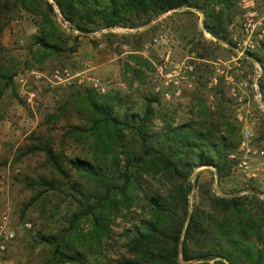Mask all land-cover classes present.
I'll use <instances>...</instances> for the list:
<instances>
[{"label":"rangeland","instance_id":"1","mask_svg":"<svg viewBox=\"0 0 264 264\" xmlns=\"http://www.w3.org/2000/svg\"><path fill=\"white\" fill-rule=\"evenodd\" d=\"M193 2L196 7L147 15L112 30L93 27L87 33L73 28L55 6L50 19L60 50L46 54L36 38L40 18L16 0H0V196L12 201L15 231L0 264H77L55 262L54 248L41 235L63 237L62 245L73 244L72 251L85 255L86 264H116L127 255L128 230L148 216L141 197L115 216L108 240L99 245L86 235V219L76 227L81 236L68 232V219L81 206L73 183L84 192L94 184L66 162L93 155L84 138L67 134L73 126L87 125L88 89L115 94L121 111L128 113H143L145 99L155 96L159 101L152 107L172 125L207 120L235 144L230 154L234 165L220 181L205 166L188 177L189 210L204 202L200 191L206 189L216 195L253 191L264 197V75L250 54L258 51L264 36V0ZM205 24H215L219 37ZM91 76L101 82L103 92L88 83ZM25 91L32 93L31 101ZM154 122L168 123L159 117ZM40 143L52 146L67 178L55 172L44 151H32ZM242 162L257 168L258 176L248 177Z\"/></svg>","mask_w":264,"mask_h":264},{"label":"trees","instance_id":"2","mask_svg":"<svg viewBox=\"0 0 264 264\" xmlns=\"http://www.w3.org/2000/svg\"><path fill=\"white\" fill-rule=\"evenodd\" d=\"M16 3L40 18L41 34L36 38L46 54L60 50V38L50 19L55 6L64 20L82 33L182 6L196 7L193 0H16ZM46 26L50 31L46 32ZM205 28L219 37L215 24H205ZM250 54L259 61L264 75V36L258 51ZM88 90L87 125L73 126L67 134L84 138L93 155L68 158L66 162L94 184L84 192L73 183V190L81 194V206L68 219V232L81 236L83 233L76 231V227L86 219L90 226L86 235L99 245L108 240L115 216L142 197L148 216L128 230L127 255L116 264H264V197L259 193L216 195L209 189L201 190L204 202L195 203L189 210L191 185L187 179L195 168L211 167L219 181L231 172L234 160L230 154L235 144L227 135L217 134L219 129L208 126L207 120L172 125L164 113L152 107L159 101L155 96L145 99L143 113H128L127 109L121 111L115 94ZM157 117L168 122L167 125L158 126L154 122ZM34 150L44 151L55 172L61 178L68 177L49 143H40ZM154 180L156 185L151 184ZM43 183L53 186L49 181ZM163 189L166 191L162 192ZM40 240L54 248L55 262L87 263L85 255L72 251L73 244L62 245L63 237L41 235Z\"/></svg>","mask_w":264,"mask_h":264},{"label":"built area","instance_id":"3","mask_svg":"<svg viewBox=\"0 0 264 264\" xmlns=\"http://www.w3.org/2000/svg\"><path fill=\"white\" fill-rule=\"evenodd\" d=\"M247 28L251 26L250 21L246 23ZM103 31L112 30V27L103 28ZM88 83L98 91H104V88L101 85V82L96 77H88ZM27 96V100L31 101L32 93L25 91ZM263 154V151L261 152ZM245 165V162L240 163V166ZM245 168L248 170L246 171V175L248 177H256L258 176V169L251 168L245 165ZM11 210H12V201L7 196H0V255L5 251V244L7 241L11 240L15 236V231L11 226Z\"/></svg>","mask_w":264,"mask_h":264},{"label":"water","instance_id":"4","mask_svg":"<svg viewBox=\"0 0 264 264\" xmlns=\"http://www.w3.org/2000/svg\"><path fill=\"white\" fill-rule=\"evenodd\" d=\"M59 9V8H58ZM60 11V10H59ZM61 13V12H60Z\"/></svg>","mask_w":264,"mask_h":264}]
</instances>
